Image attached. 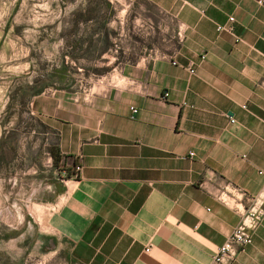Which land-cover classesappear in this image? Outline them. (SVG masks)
<instances>
[{"label": "crops", "instance_id": "1", "mask_svg": "<svg viewBox=\"0 0 264 264\" xmlns=\"http://www.w3.org/2000/svg\"><path fill=\"white\" fill-rule=\"evenodd\" d=\"M146 1L171 58L125 64L91 100L35 98L76 162L49 214L0 225V264H212L240 192L264 190V0ZM235 264H264V218Z\"/></svg>", "mask_w": 264, "mask_h": 264}, {"label": "rangeland", "instance_id": "2", "mask_svg": "<svg viewBox=\"0 0 264 264\" xmlns=\"http://www.w3.org/2000/svg\"><path fill=\"white\" fill-rule=\"evenodd\" d=\"M161 19L146 0H0V225L49 214L76 162L55 165L58 133L35 98L101 96L116 70L161 52Z\"/></svg>", "mask_w": 264, "mask_h": 264}, {"label": "built area", "instance_id": "3", "mask_svg": "<svg viewBox=\"0 0 264 264\" xmlns=\"http://www.w3.org/2000/svg\"><path fill=\"white\" fill-rule=\"evenodd\" d=\"M235 22L234 17L229 18L228 25H219L217 30L219 32H228L234 34L233 23ZM179 38H182L181 34H178ZM242 39L236 37V41L240 42ZM154 58L160 57L162 59L171 58L167 53H154ZM203 58V57H202ZM173 64H177L173 61ZM194 73V70H191ZM169 97V93L165 94V98ZM131 111L136 113L137 110L132 108ZM235 123V120H231ZM195 154L191 152L190 157ZM80 169L79 167L77 168ZM242 199L246 203L244 208L240 211L241 219L239 224L231 232L225 243L217 250L212 264H235L238 255L253 242V233L259 227L264 218V190L257 195H250L244 192H240ZM149 251V250H147ZM25 264H35L32 260L28 259ZM38 264H41L38 262Z\"/></svg>", "mask_w": 264, "mask_h": 264}, {"label": "trees", "instance_id": "4", "mask_svg": "<svg viewBox=\"0 0 264 264\" xmlns=\"http://www.w3.org/2000/svg\"><path fill=\"white\" fill-rule=\"evenodd\" d=\"M52 156L55 160V165L58 166L60 162H62L63 157L60 154L59 148L56 147L54 151H52ZM70 177V175L68 176Z\"/></svg>", "mask_w": 264, "mask_h": 264}]
</instances>
